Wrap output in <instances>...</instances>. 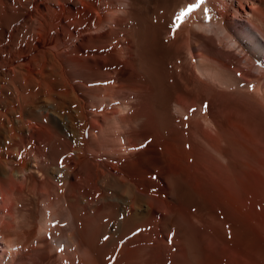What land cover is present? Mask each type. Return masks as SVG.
<instances>
[{"label":"bare ground","instance_id":"bare-ground-1","mask_svg":"<svg viewBox=\"0 0 264 264\" xmlns=\"http://www.w3.org/2000/svg\"><path fill=\"white\" fill-rule=\"evenodd\" d=\"M230 10L264 35V0H0V264H264V45Z\"/></svg>","mask_w":264,"mask_h":264},{"label":"rangeland","instance_id":"rangeland-1","mask_svg":"<svg viewBox=\"0 0 264 264\" xmlns=\"http://www.w3.org/2000/svg\"><path fill=\"white\" fill-rule=\"evenodd\" d=\"M248 11H251V10L248 9ZM241 12H242V10H241ZM242 13H243V16H235L234 12L232 10H230V14H229V16H227V20L231 17L228 20V21H230L231 30H233V32H235V30H236L237 33H242L244 31V29L248 30V31L252 32L255 36H257V38H259L261 40V43H263V45H264V35H262L263 33L261 31H259V29L256 25H254V24L252 25V23L248 20L249 18H247V16L245 15L244 12H242ZM215 16L218 17L219 15H215ZM244 65H245V61H244L243 66ZM243 88L248 89L249 86L243 87ZM53 242L55 243L54 240L52 241V243ZM60 244H61V242H58L59 246H60Z\"/></svg>","mask_w":264,"mask_h":264},{"label":"snow or ice","instance_id":"snow-or-ice-1","mask_svg":"<svg viewBox=\"0 0 264 264\" xmlns=\"http://www.w3.org/2000/svg\"><path fill=\"white\" fill-rule=\"evenodd\" d=\"M199 2H200L201 4H203V3L205 2V0H199ZM194 7H196V6L193 5L191 8H189V9H187L186 11L182 12V13L180 14V16L177 17V19H182L183 17L187 16V15L192 11V9H193Z\"/></svg>","mask_w":264,"mask_h":264}]
</instances>
